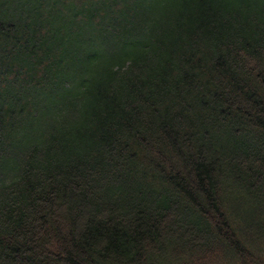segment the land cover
Listing matches in <instances>:
<instances>
[{"label":"trees","instance_id":"1","mask_svg":"<svg viewBox=\"0 0 264 264\" xmlns=\"http://www.w3.org/2000/svg\"><path fill=\"white\" fill-rule=\"evenodd\" d=\"M0 264H264V0H0Z\"/></svg>","mask_w":264,"mask_h":264}]
</instances>
